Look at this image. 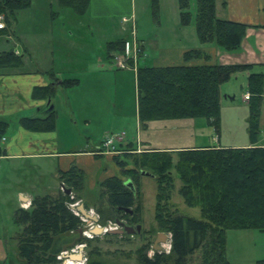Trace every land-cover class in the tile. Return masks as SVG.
I'll list each match as a JSON object with an SVG mask.
<instances>
[{
	"label": "trees",
	"instance_id": "trees-1",
	"mask_svg": "<svg viewBox=\"0 0 264 264\" xmlns=\"http://www.w3.org/2000/svg\"><path fill=\"white\" fill-rule=\"evenodd\" d=\"M157 3V0H154ZM32 0H0V17L5 27L12 25L19 11L31 6ZM90 0H59L63 8H72L83 15ZM156 5V4H155ZM182 25L195 23L201 42H213L228 50L240 48L248 24L220 18L216 0H196L195 13L191 0H179ZM2 28H0V31ZM126 40L121 38L106 44L108 54L125 51ZM137 53L141 54L138 47ZM110 57H112L110 55ZM209 55L201 49L185 53L186 60ZM133 64V60L131 61ZM24 60L14 49L0 53V70H15ZM248 64L201 63L173 66L139 65L137 68L138 118L142 125L152 120L205 117L209 124L219 128L221 114V86ZM57 82H60L56 80ZM77 79H65L60 85L72 87ZM250 114L248 131L253 146H210L183 148L176 151L144 149L112 156L123 175L133 178L132 187L120 176H110L99 184V222L129 219L130 225L141 221L138 215L137 194L140 170L149 171L158 188L156 220L163 231L170 234L171 250L155 251L150 257L144 252L150 243L138 249L139 264H231L227 257L228 230L257 229L264 231V146L257 145L260 117L264 104V74L249 75ZM53 85L35 87L33 96L51 98ZM56 111L45 118H23L22 125L32 131H52L56 128ZM8 122L0 120V155L4 154L2 138ZM134 149V150H135ZM174 153H177L175 160ZM131 156L134 167L127 169L123 157ZM142 175V174H141ZM181 180L179 192L190 207L201 209L202 219L181 214L170 204L175 179ZM61 185L56 194L36 195L29 208H18L14 222L18 252L23 264H60L58 255L77 244L95 241L83 235L84 222L70 203L82 200L87 174L76 164L59 175ZM134 182V183H135ZM70 189L71 193H66ZM98 201V200H97ZM106 202V205L103 202ZM86 208L90 206L84 203ZM133 210L132 213L128 210ZM97 248L90 250L85 264H122L98 258ZM198 253L199 261H195ZM264 264V260H259Z\"/></svg>",
	"mask_w": 264,
	"mask_h": 264
},
{
	"label": "crops",
	"instance_id": "crops-1",
	"mask_svg": "<svg viewBox=\"0 0 264 264\" xmlns=\"http://www.w3.org/2000/svg\"><path fill=\"white\" fill-rule=\"evenodd\" d=\"M91 1L85 14L89 12ZM176 1L179 2V0H174V5ZM134 2L135 0H125V3L122 4V19H118L117 22L112 19L111 23L106 25L103 23L92 25L78 23L79 31L80 28L84 29L88 35H79L75 37L76 39H74L75 31L72 24L65 22L59 26L50 20L46 22L47 19H41L42 16H37L33 21L29 19V26L27 24L24 28L26 31L23 29L20 35L18 32L17 35H14L16 41L11 38L9 31L4 28L0 31V53L14 49L16 54L24 60L21 68L0 70V120L8 122L7 131L1 142L4 154L0 155V264H12V262L9 263L6 242L9 239L17 238L19 227L14 222L15 211L18 208H29L36 195L56 194L61 189L59 180L61 170H67L76 164L86 172L82 160H79L78 156L84 153L98 155L95 151L107 137L105 136L106 131L103 132L100 136L102 138L99 139L95 148L87 150L85 144L81 143V146H78V143L74 144L73 140L69 141L68 138L70 143L68 146H64L59 135V125L52 131H32L22 125L21 120L25 117L45 118L51 111L57 113L56 98L60 90H63L65 98L70 102L66 127L77 129L79 125L84 124L86 135L90 137L92 136L89 131L90 125L94 122L97 124L99 118H103V105L98 101H103L105 75L114 74V71L116 73L126 69L134 70L137 93V68L141 65L140 60H149L150 64L145 62L144 65L156 67L201 63L251 65L248 69L235 73V80L238 81L240 78V83H243L242 87H246L240 94V99L243 102L241 104L244 106L249 103V100L245 99L246 93L249 92V75L253 72L264 74V0H216L217 14L220 18L240 21L249 25L240 48L232 51L213 42H201L196 27L190 29V33H188L189 29L186 28H191L192 25H182L180 5L176 2L177 7L173 17L176 40L166 42L156 48L152 46V53H148L147 39L139 37L137 33ZM52 6L51 3L50 7L52 8ZM60 7L59 5V9ZM51 8L50 10H53ZM106 8V6H102L97 12L111 17ZM120 8L118 11L121 10ZM61 9L66 10V13L70 12L67 11L68 8L61 7ZM44 12L45 15H48L47 11L44 10L42 13ZM57 13L60 11H51L53 16ZM192 24L195 26V23ZM30 25H33V29H30ZM121 38L126 40L127 45L128 61L125 68H120L106 49V44L109 41ZM138 47L141 48V54L137 53ZM192 49H201L210 56L209 59L186 60L185 53ZM235 74L221 86L222 96L225 91L226 100L231 101V104H234L237 97L235 93L229 92L228 86L232 84ZM65 79H77L78 82L72 87H63L60 83ZM50 84L55 89V94L51 98L33 96L35 87ZM136 105V121L139 129L143 125L138 118V100ZM240 118L242 124L240 126L236 124L233 127L241 129L247 126L249 114L244 112ZM246 129L248 131V126ZM66 132H68L67 129ZM123 133L126 138V133ZM218 141L219 145L201 144L183 148L250 147L254 145L250 135L233 144H221L220 137ZM126 142L130 145L135 144L134 141L128 139ZM136 143L143 142L138 137ZM143 145L145 148L158 150L183 149L171 146L155 148L144 143ZM257 145L264 146L263 112L260 117V134ZM103 180L98 181L97 185ZM83 197L82 194V202L86 203ZM254 232L264 234V231L257 229L228 230L226 249L231 264H259V260H264V246L258 251L256 243L255 247H250V244L246 242L248 239L255 240L260 236ZM18 260L20 264H23L20 256Z\"/></svg>",
	"mask_w": 264,
	"mask_h": 264
},
{
	"label": "rangeland",
	"instance_id": "rangeland-1",
	"mask_svg": "<svg viewBox=\"0 0 264 264\" xmlns=\"http://www.w3.org/2000/svg\"><path fill=\"white\" fill-rule=\"evenodd\" d=\"M176 2L179 5V2ZM176 2L174 5V0H157V3H154V0H135L134 13L136 30L139 37H145L147 39L146 46L148 53L153 52V47L156 48V46H161V44L176 40V29L173 26L174 10L176 11L177 7ZM51 3L53 4L52 8L50 7ZM124 3L125 0H92L89 12L87 14L80 15L72 8H68L69 10L67 11L70 12L67 13L66 10L61 9V7L59 9V0H33L31 6L26 10L19 11L15 22L12 25H7L6 27L7 31H9L12 36L11 38L16 41L14 35H17V32L18 35H20L25 26L27 24L29 26L31 19L33 21L37 18V16H42L41 19H47L46 22L50 20V22L59 26L63 25L65 22L72 24V28L75 31L74 39H76L75 37L79 35H88L84 29L80 28L79 31L78 23L81 25L85 23L88 25L101 23L106 25L110 24L112 19L117 22L118 19H122V4ZM102 6L107 7L106 10L110 12L109 14L112 18L107 17V14H100L97 12V10H100V7ZM50 8L53 10H50ZM119 8L121 9L119 10L120 13L118 11ZM195 9L196 0H191V10L195 12ZM44 10L47 11L48 15H45V12L42 13ZM113 10L115 11L111 13ZM51 11H60V13L53 16ZM192 23L190 24L192 25L191 28H186L189 29L187 30L188 33H190V29H195V26ZM30 29H33V25H30ZM185 37L187 39V36ZM89 41L91 42L90 38ZM111 53H114V55H111ZM111 53L110 55L114 61H116L115 63H117L116 57H126V50L124 52L113 50ZM145 62L150 64L149 60H140L141 65L146 64ZM113 73L114 74L105 75L104 79L106 82L103 85V87H105L103 101H98L103 105V118L100 117L97 124L94 122L90 125L89 131L92 133V136L90 137H87L86 135L87 133L84 129V124H81V126L79 125L77 129L66 127L70 102L67 98H65L63 90H60L56 98L58 112L55 129H57L59 125V135L64 146H68L70 143L69 141L73 140L74 144L78 143V146H81V143L85 144L84 146L87 150L94 149L98 144L99 139L102 138L100 137L102 136L101 134L105 131V133H107L105 136L125 132L126 138L123 140L122 147L123 150L128 152H135L136 149L137 151L144 150L145 146L143 143L149 147L155 148L161 146L183 148L201 144L219 145V137L221 144H233L249 136V131L246 129L248 121L246 127L244 126L241 129L233 127V125L236 126L237 124V126H240V124H242L240 123L242 122L240 116L242 117L244 112L250 114V104H245V106L241 104L243 102L240 99V94H242L246 87H242L243 83H240V78L238 81L235 80L236 74L232 80V84H229L228 90L229 92L235 93L237 98L234 104H231V101L226 100V92L224 91V96L221 94V108L223 111L220 114V125L218 129L209 124L205 117L152 120L148 122L147 125H143L138 129L136 121L137 113L135 112V107L137 106V93L134 77L135 72L134 70L126 69L121 72L117 71L116 73L114 71ZM262 112L264 118V104L262 106ZM66 129L68 132H66ZM138 137L143 143H136ZM126 139L134 141L135 144L132 143V145H130L126 142ZM112 156L113 155L111 154L96 155L93 153H84L78 156V159L82 160V164L88 174L86 186L82 192L84 196L83 198H85L87 205L90 206L89 208L93 209L97 213L98 206H101V202L97 199L100 184L99 183L97 185L98 181L112 175L122 177L125 183L128 180L133 181V178L130 175H123L122 169L113 160ZM174 157L175 160H177V153H174ZM123 158L127 161V169L135 166L131 156H124ZM137 181V183L135 181V183L133 182V186L135 187V184L136 186L139 185V192L136 197L138 202L137 208L139 209L138 215L141 221L131 225L134 228H136L137 225H141V230L136 231L135 233H104L98 235V237L94 239L95 241H92L89 243V246L87 245L86 247L88 257L90 256V250L95 247L99 250V254H97L98 258L105 261L120 262L122 264H139L138 249L149 242L150 247H146L144 252L148 253V255L152 257L155 253L153 244L157 234L159 232H165L168 234V232L163 231L160 228L159 223L156 220L158 188L155 178L151 175L140 174ZM181 184L180 178L176 176L175 189L172 190V194L169 199L170 204H173L181 214L202 219L200 207H190L185 203L184 198L179 192ZM79 201L82 202V200ZM103 204L106 205V202L104 201ZM122 220L130 225L129 219L125 218ZM111 222L113 224L115 221L108 220L103 221L102 223L108 225ZM254 233H258L260 236L255 240L248 239L246 242L250 244V247H255L256 243V249L259 251V249L264 246V234H260V232ZM17 242V238L9 239L6 242L7 253H9V263L12 262V264H20L18 260V257L20 256L18 248L15 249L17 247ZM195 261H199L198 253L195 256Z\"/></svg>",
	"mask_w": 264,
	"mask_h": 264
},
{
	"label": "built area",
	"instance_id": "built-area-1",
	"mask_svg": "<svg viewBox=\"0 0 264 264\" xmlns=\"http://www.w3.org/2000/svg\"><path fill=\"white\" fill-rule=\"evenodd\" d=\"M5 23L3 20V17H0V28H4ZM127 50V49H126ZM117 58V65L120 68H125L127 67V61L128 57H116ZM250 92H247L245 95V99L249 100L250 99ZM125 138L124 133L120 134H114V135H109L104 140L101 142V144L97 147L96 153L98 154H121L125 153L128 151L123 150L122 143ZM61 189L64 190L63 185H61ZM80 201L72 202L70 203V208L82 219L84 222V230H83V235L88 237V238H93L95 235L90 233V229L93 228L95 225H102L100 222L96 223L94 221H89L87 217H85L81 211L78 209L80 205ZM88 213L92 216H95L100 219L99 214L94 211L93 209H88ZM105 227V229H115L117 227L116 222L112 224L109 223L108 225H102ZM170 236V234H169ZM171 237V236H170ZM86 247L87 244L86 242L77 244L71 249L64 250L58 255V259L60 260V264H85L88 256L86 253ZM164 251L170 252L171 250V239L167 243L163 244Z\"/></svg>",
	"mask_w": 264,
	"mask_h": 264
},
{
	"label": "water",
	"instance_id": "water-1",
	"mask_svg": "<svg viewBox=\"0 0 264 264\" xmlns=\"http://www.w3.org/2000/svg\"><path fill=\"white\" fill-rule=\"evenodd\" d=\"M140 173L146 174V175H151L152 174L149 171L146 170H140ZM126 183L128 185H130L132 187V181L128 180L126 181ZM66 193H71L70 189L66 190ZM78 209L81 211V213L87 217L89 219V221H94L96 223L99 222V218L92 216L88 213V209L86 208L85 204L83 202L80 203ZM131 213L132 210L128 209ZM117 227L115 229H105L104 226L102 225H95L93 228L90 229V233L94 234V235H101L104 233H118V234H122V233H135L136 231H140L141 230V225H137L136 228H134L132 225L127 224L126 222H124L123 220L117 219L116 221ZM168 241H170V236L169 234L165 233V232H159L157 234V237L154 241L153 244V249L155 251H163L164 247L163 244L167 243Z\"/></svg>",
	"mask_w": 264,
	"mask_h": 264
}]
</instances>
